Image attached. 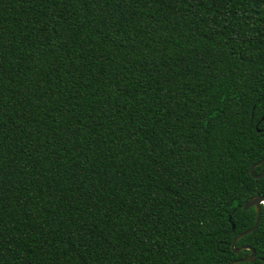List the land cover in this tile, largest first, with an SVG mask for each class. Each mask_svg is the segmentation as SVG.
<instances>
[{
	"label": "trees",
	"instance_id": "trees-1",
	"mask_svg": "<svg viewBox=\"0 0 264 264\" xmlns=\"http://www.w3.org/2000/svg\"><path fill=\"white\" fill-rule=\"evenodd\" d=\"M263 116L264 0H0V264L247 256Z\"/></svg>",
	"mask_w": 264,
	"mask_h": 264
},
{
	"label": "water",
	"instance_id": "water-1",
	"mask_svg": "<svg viewBox=\"0 0 264 264\" xmlns=\"http://www.w3.org/2000/svg\"><path fill=\"white\" fill-rule=\"evenodd\" d=\"M263 118H264V116L262 117V119ZM263 162H264V158H262L261 160H259L258 162L254 163V164H252L250 166L249 172L254 178H259V177L264 175V170L261 173H259V174H254V172H253L254 167L259 165V164H261V163H263ZM261 205L264 207V196L263 195H255L253 197H250L248 200H246L243 203V209H247V208H249L251 206L254 207V209L256 211V218H255L254 224L250 228L238 233L233 238L231 247H232L233 251L235 253H237V254L241 250H244V249L249 250L250 252H249V254L247 256H244L242 258L233 259L228 264H236L238 262H245V261L246 262H252V261L255 260V252H254V249L251 246L242 245V246H239V247H235V244L242 236H244V235L252 232L253 230H255V228L257 227V225L259 223L260 216H261ZM228 221L231 223L232 228H234V224L231 221V216L228 217Z\"/></svg>",
	"mask_w": 264,
	"mask_h": 264
}]
</instances>
